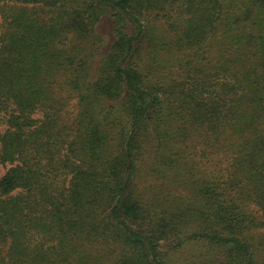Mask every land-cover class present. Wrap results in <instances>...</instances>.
I'll list each match as a JSON object with an SVG mask.
<instances>
[{
  "label": "trees",
  "instance_id": "trees-1",
  "mask_svg": "<svg viewBox=\"0 0 264 264\" xmlns=\"http://www.w3.org/2000/svg\"><path fill=\"white\" fill-rule=\"evenodd\" d=\"M0 20V264H264V0Z\"/></svg>",
  "mask_w": 264,
  "mask_h": 264
},
{
  "label": "rangeland",
  "instance_id": "rangeland-1",
  "mask_svg": "<svg viewBox=\"0 0 264 264\" xmlns=\"http://www.w3.org/2000/svg\"><path fill=\"white\" fill-rule=\"evenodd\" d=\"M1 21V20H0ZM155 26L158 27L159 29H162V24L158 21L155 23ZM98 31L100 33V35L103 37L104 39V47L103 49L107 48V46H109V44L111 43V41L113 40V24H112V20L111 18H109L108 16L104 17L102 19V21L98 24ZM70 107L68 109L69 114L72 113L74 111L73 109V104H75V99H72V101L70 102ZM69 117V115H68ZM0 131H4V127L0 128ZM10 168V165H6V166H2L0 165V178L3 176V174Z\"/></svg>",
  "mask_w": 264,
  "mask_h": 264
}]
</instances>
